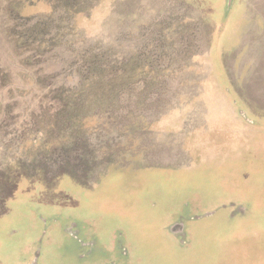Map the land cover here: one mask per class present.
<instances>
[{
    "label": "rangeland",
    "instance_id": "374dc122",
    "mask_svg": "<svg viewBox=\"0 0 264 264\" xmlns=\"http://www.w3.org/2000/svg\"><path fill=\"white\" fill-rule=\"evenodd\" d=\"M32 262L264 264V0H0V264Z\"/></svg>",
    "mask_w": 264,
    "mask_h": 264
},
{
    "label": "trees",
    "instance_id": "16d2710c",
    "mask_svg": "<svg viewBox=\"0 0 264 264\" xmlns=\"http://www.w3.org/2000/svg\"><path fill=\"white\" fill-rule=\"evenodd\" d=\"M20 15L22 16V14H20V13H18V12L15 11V13L14 12L13 13L11 12L10 17L12 18V17L20 16ZM34 19H32V20H34ZM37 22L38 21H36L35 23H33V25L36 24Z\"/></svg>",
    "mask_w": 264,
    "mask_h": 264
},
{
    "label": "flooded vegetation",
    "instance_id": "af4514ba",
    "mask_svg": "<svg viewBox=\"0 0 264 264\" xmlns=\"http://www.w3.org/2000/svg\"><path fill=\"white\" fill-rule=\"evenodd\" d=\"M31 264H35V263L32 262Z\"/></svg>",
    "mask_w": 264,
    "mask_h": 264
}]
</instances>
